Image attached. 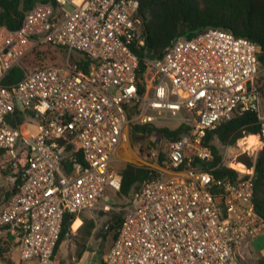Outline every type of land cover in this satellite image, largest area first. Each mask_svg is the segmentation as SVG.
Masks as SVG:
<instances>
[{"label": "built area", "instance_id": "built-area-1", "mask_svg": "<svg viewBox=\"0 0 264 264\" xmlns=\"http://www.w3.org/2000/svg\"><path fill=\"white\" fill-rule=\"evenodd\" d=\"M52 1L37 3L17 29L0 27V168L21 180L0 210V264H11L6 254L15 246L20 261L55 264L64 214L94 208L106 187L119 191L114 163L131 126L160 118L187 131L168 143L161 165L156 152H142L140 167L156 177L115 208L124 215L101 264H241L236 249L264 232L252 203L258 150L238 145L253 163L236 179L197 165L213 159L207 132L246 112L257 114L264 147L256 44L210 28L172 40L159 59L144 60L142 75L132 51L144 44L138 0ZM42 45L61 47L64 62L2 85ZM16 108L29 119L25 130L6 122Z\"/></svg>", "mask_w": 264, "mask_h": 264}, {"label": "trees", "instance_id": "trees-1", "mask_svg": "<svg viewBox=\"0 0 264 264\" xmlns=\"http://www.w3.org/2000/svg\"><path fill=\"white\" fill-rule=\"evenodd\" d=\"M48 2L53 4L52 0H0V27L6 26L11 30L17 29L30 9L37 3ZM138 2L137 18L141 24L144 44L134 43L132 51L140 59V72L142 75L147 69L144 60L159 59L164 48L172 40L190 39L210 28L230 31L235 36L246 38L256 44L259 49V60L261 65H264V0H138ZM51 49L54 52L59 51L65 54L61 47L42 45L35 47L23 60L32 55L33 59L40 64V67L62 64L63 62L47 64L46 61L51 56ZM79 60L81 65L87 67L83 60ZM25 72L29 71H25L21 66L13 67L2 79V85L10 86L17 83L24 77ZM260 90L262 91L261 86ZM6 122L11 128H20L24 122V115L16 108L6 118ZM186 131L187 126L185 124L175 130L157 128L154 124H135L130 128V137L132 140H136L153 135L157 136V142L154 144L156 150L155 162L161 165L166 159V154L158 148L159 143L162 139L167 140L168 143L177 140ZM244 137L246 139H242ZM252 137H257L256 141L261 139V126L256 113L246 112L221 122L214 129L209 130L205 137V144L210 147L213 159L209 163H200L197 166L204 169L217 166L212 171V175L236 179L241 176L240 172L224 164L222 155L214 142L216 141L221 146H234L240 139L239 142L241 144H249ZM238 162L245 165L237 163L243 171L244 168H250L253 163L247 155L240 156ZM119 174L121 176V185L118 195L122 197L131 196L143 182L156 177L154 170L132 164L123 166ZM20 183V177H17L14 182V188L9 193L5 204L17 191ZM253 184L252 203L255 211L264 219V147H261L256 154ZM105 213L108 215V225L107 229L104 227V233H113V239L106 250L107 252L117 235L124 212L111 214V210H108ZM77 217L78 214H64L54 255L60 244L72 235L71 225ZM94 228L92 221H83L79 228L83 243L92 236ZM82 246L84 247L85 245L82 244ZM99 264H101V260Z\"/></svg>", "mask_w": 264, "mask_h": 264}, {"label": "rangeland", "instance_id": "rangeland-1", "mask_svg": "<svg viewBox=\"0 0 264 264\" xmlns=\"http://www.w3.org/2000/svg\"><path fill=\"white\" fill-rule=\"evenodd\" d=\"M59 51H53L51 49V56H49V60L46 61L47 64L50 63H58V62H64L66 54L58 53ZM49 55V54H48ZM74 58H78L77 56H74ZM21 67L25 71H31L35 68L40 67V64L33 59V56H29L25 60L21 61ZM258 83L261 86V112L264 114V65H261V72L259 74ZM29 122V119L27 117H24V121ZM31 126L29 127L30 131H33L35 129V122L30 120ZM25 124V122H24ZM157 128H167L169 130H175L179 128L180 122L178 120L172 119V118H160L157 119L153 123ZM23 127H25L23 125ZM20 131L25 130V128H19ZM249 137V136H246ZM246 137L242 139H246ZM157 136H149L145 138H138L136 140H132L131 137H129V143L128 146H126L125 151L126 153L119 152L118 153V160L115 161L114 167L117 171H120L123 166L126 164H132L135 166H143L141 162H139L140 159L143 158V153L149 152L153 150L156 152L154 144L157 142ZM241 140V139H240ZM239 140V141H240ZM238 141V144H235L234 146H221L216 141L214 144L217 146L219 152L222 155V161L225 165L228 167L235 169L239 172H243L240 165L237 163H240L241 165L245 166L243 163L238 162V158L242 155H247L246 153H243L241 148L239 146H242L243 149H245V146L247 145L249 148L253 147L252 150H259L260 148L256 146L258 144V141L256 143H253L250 147L249 144H241ZM239 145V146H238ZM168 147V141L165 139H162V141L159 143V149H161L163 152H166ZM143 152V153H142ZM0 157V162H1ZM143 160V159H142ZM16 178H14L13 172L11 170H2L0 168V210L5 204L6 200L9 197V193L12 192L14 188V182ZM119 191H116L112 189L111 187H106L103 193V198L97 204L94 208L84 210L78 214V219L81 220V225L83 221H92L94 223V230L92 232V236L83 243L81 241L82 234L79 231V228H73L71 225V236L66 238L58 247L54 260L55 264H99L101 257L103 253H106L107 248L110 246L111 241L113 239V233L106 232L104 233V227H106L108 218L107 214L105 213L106 210L103 209V206L105 204L112 207L111 214H119L121 211H116L115 208L123 209L129 205L130 201V195L127 197H122L118 195ZM76 218V219H77ZM82 244L85 246L83 247ZM8 256V261L11 264H36L35 260L31 261H20L19 257V247L15 246L11 251L10 254H6ZM243 264H245L244 261H242Z\"/></svg>", "mask_w": 264, "mask_h": 264}, {"label": "crops", "instance_id": "crops-1", "mask_svg": "<svg viewBox=\"0 0 264 264\" xmlns=\"http://www.w3.org/2000/svg\"><path fill=\"white\" fill-rule=\"evenodd\" d=\"M236 255L241 264H243L242 261H244L245 264H263L264 232L256 235L252 239H249L240 245L236 249ZM100 257H102V255H100Z\"/></svg>", "mask_w": 264, "mask_h": 264}, {"label": "bare ground", "instance_id": "bare-ground-1", "mask_svg": "<svg viewBox=\"0 0 264 264\" xmlns=\"http://www.w3.org/2000/svg\"><path fill=\"white\" fill-rule=\"evenodd\" d=\"M254 147V146H253ZM253 147L249 148L247 145L245 146V150L246 149H252ZM244 172V171H243ZM81 225V221L80 219H76L73 224H72V227L73 228H78L79 226Z\"/></svg>", "mask_w": 264, "mask_h": 264}, {"label": "clouds", "instance_id": "clouds-1", "mask_svg": "<svg viewBox=\"0 0 264 264\" xmlns=\"http://www.w3.org/2000/svg\"><path fill=\"white\" fill-rule=\"evenodd\" d=\"M256 141V138L255 137H252L251 140H250V144L249 146L251 147L253 143H255ZM257 147H259L260 145L259 144H256Z\"/></svg>", "mask_w": 264, "mask_h": 264}]
</instances>
